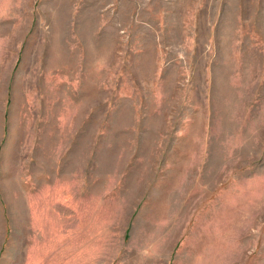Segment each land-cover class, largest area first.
Listing matches in <instances>:
<instances>
[{
    "label": "rangeland",
    "instance_id": "obj_1",
    "mask_svg": "<svg viewBox=\"0 0 264 264\" xmlns=\"http://www.w3.org/2000/svg\"><path fill=\"white\" fill-rule=\"evenodd\" d=\"M0 264H264V0H0Z\"/></svg>",
    "mask_w": 264,
    "mask_h": 264
}]
</instances>
